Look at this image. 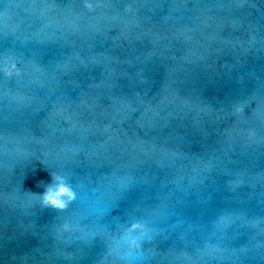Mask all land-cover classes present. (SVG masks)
Segmentation results:
<instances>
[{
	"label": "water",
	"instance_id": "95a60500",
	"mask_svg": "<svg viewBox=\"0 0 264 264\" xmlns=\"http://www.w3.org/2000/svg\"><path fill=\"white\" fill-rule=\"evenodd\" d=\"M0 264H264V0H0Z\"/></svg>",
	"mask_w": 264,
	"mask_h": 264
},
{
	"label": "clouds",
	"instance_id": "9594fccd",
	"mask_svg": "<svg viewBox=\"0 0 264 264\" xmlns=\"http://www.w3.org/2000/svg\"><path fill=\"white\" fill-rule=\"evenodd\" d=\"M41 163H43L41 161ZM51 182L45 185L43 192L34 193L28 191L36 200L39 201L42 208H51L57 211H63L77 199V193L70 183L69 179L60 173L50 172ZM137 225L133 224L129 229V234L135 230ZM142 235H146L142 231ZM135 242V238H132Z\"/></svg>",
	"mask_w": 264,
	"mask_h": 264
}]
</instances>
